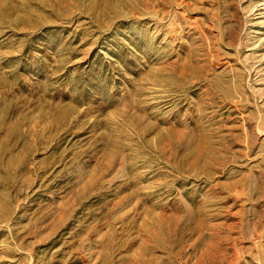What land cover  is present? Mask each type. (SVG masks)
<instances>
[{"label":"rangeland","instance_id":"rangeland-1","mask_svg":"<svg viewBox=\"0 0 264 264\" xmlns=\"http://www.w3.org/2000/svg\"><path fill=\"white\" fill-rule=\"evenodd\" d=\"M0 264H264V0H0Z\"/></svg>","mask_w":264,"mask_h":264}]
</instances>
